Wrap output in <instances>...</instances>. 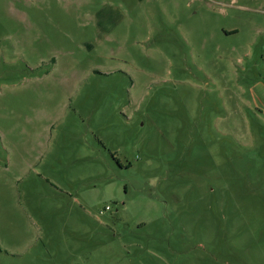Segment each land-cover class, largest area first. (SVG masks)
Returning <instances> with one entry per match:
<instances>
[{
  "label": "rangeland",
  "instance_id": "obj_1",
  "mask_svg": "<svg viewBox=\"0 0 264 264\" xmlns=\"http://www.w3.org/2000/svg\"><path fill=\"white\" fill-rule=\"evenodd\" d=\"M0 264H264V0H0Z\"/></svg>",
  "mask_w": 264,
  "mask_h": 264
}]
</instances>
